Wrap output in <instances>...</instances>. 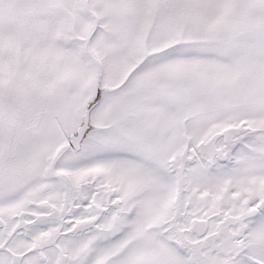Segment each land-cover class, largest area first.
<instances>
[{
    "label": "snow or ice",
    "instance_id": "1",
    "mask_svg": "<svg viewBox=\"0 0 264 264\" xmlns=\"http://www.w3.org/2000/svg\"><path fill=\"white\" fill-rule=\"evenodd\" d=\"M0 264H264V0H0Z\"/></svg>",
    "mask_w": 264,
    "mask_h": 264
}]
</instances>
